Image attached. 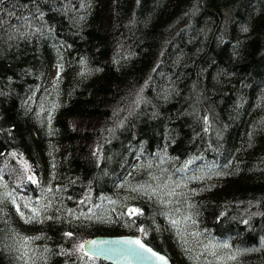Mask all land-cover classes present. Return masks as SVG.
<instances>
[{"label":"trees","instance_id":"1","mask_svg":"<svg viewBox=\"0 0 264 264\" xmlns=\"http://www.w3.org/2000/svg\"><path fill=\"white\" fill-rule=\"evenodd\" d=\"M123 234L264 264V0H0V264Z\"/></svg>","mask_w":264,"mask_h":264},{"label":"water","instance_id":"2","mask_svg":"<svg viewBox=\"0 0 264 264\" xmlns=\"http://www.w3.org/2000/svg\"><path fill=\"white\" fill-rule=\"evenodd\" d=\"M134 240H139L144 249L151 251H145L139 245L126 243ZM81 246L84 253L110 264H172L166 255L152 248L142 238L130 234L96 235L85 239Z\"/></svg>","mask_w":264,"mask_h":264},{"label":"snow or ice","instance_id":"3","mask_svg":"<svg viewBox=\"0 0 264 264\" xmlns=\"http://www.w3.org/2000/svg\"><path fill=\"white\" fill-rule=\"evenodd\" d=\"M133 211H135V210H133ZM126 243H131V244H135V245H139V247L141 248V249H144V245L143 244H141V242L139 241V240H134V241H128V242H126ZM93 244H95V242H93ZM81 247H83V246H81ZM145 251H151L150 249H144ZM153 255H155V253H153ZM159 259H163V257H159Z\"/></svg>","mask_w":264,"mask_h":264},{"label":"rangeland","instance_id":"4","mask_svg":"<svg viewBox=\"0 0 264 264\" xmlns=\"http://www.w3.org/2000/svg\"><path fill=\"white\" fill-rule=\"evenodd\" d=\"M20 163V162H19ZM22 165V164H21ZM23 166V165H22ZM24 167V166H23ZM25 168V167H24ZM25 170H26V168H25ZM25 175L27 176V177H29L30 179H33L34 180V178L32 177V175L30 174V172H28V171H25Z\"/></svg>","mask_w":264,"mask_h":264}]
</instances>
